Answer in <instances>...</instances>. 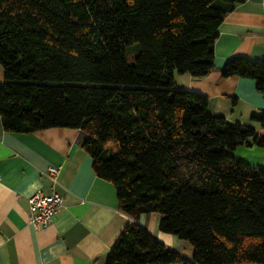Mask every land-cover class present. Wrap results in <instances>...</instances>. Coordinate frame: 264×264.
<instances>
[{
	"label": "trees",
	"instance_id": "trees-1",
	"mask_svg": "<svg viewBox=\"0 0 264 264\" xmlns=\"http://www.w3.org/2000/svg\"><path fill=\"white\" fill-rule=\"evenodd\" d=\"M244 1L0 0L2 129L84 134L95 175L133 221L103 264H190L138 224L151 213L191 245V264H264V171L232 156L264 141L173 78L213 71L217 29ZM221 72L264 94V60ZM253 121L264 128V115Z\"/></svg>",
	"mask_w": 264,
	"mask_h": 264
},
{
	"label": "crops",
	"instance_id": "crops-1",
	"mask_svg": "<svg viewBox=\"0 0 264 264\" xmlns=\"http://www.w3.org/2000/svg\"><path fill=\"white\" fill-rule=\"evenodd\" d=\"M217 33L213 71L201 79L174 73L176 89L205 97L210 114L251 127L264 141V128L253 121L264 115V94L254 81L221 72L232 59L264 60V0L235 3ZM83 138L79 130L67 128L6 132L0 121V264H103L123 227L133 222L118 210L113 185L95 175L91 158L81 148ZM232 156L264 171V147L253 141L238 146ZM50 167L60 170L55 186L47 173ZM36 193L63 198L53 220L39 230L28 221V198ZM159 221L151 213L138 224L191 264V245L162 233Z\"/></svg>",
	"mask_w": 264,
	"mask_h": 264
},
{
	"label": "built area",
	"instance_id": "built-area-1",
	"mask_svg": "<svg viewBox=\"0 0 264 264\" xmlns=\"http://www.w3.org/2000/svg\"><path fill=\"white\" fill-rule=\"evenodd\" d=\"M59 168L50 167L47 170L53 186L58 184ZM62 196L53 193L43 196L40 193L33 194L28 198V221L34 229L45 228L53 220L62 205Z\"/></svg>",
	"mask_w": 264,
	"mask_h": 264
},
{
	"label": "rangeland",
	"instance_id": "rangeland-1",
	"mask_svg": "<svg viewBox=\"0 0 264 264\" xmlns=\"http://www.w3.org/2000/svg\"><path fill=\"white\" fill-rule=\"evenodd\" d=\"M129 58H131V56H129Z\"/></svg>",
	"mask_w": 264,
	"mask_h": 264
}]
</instances>
